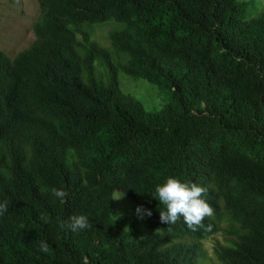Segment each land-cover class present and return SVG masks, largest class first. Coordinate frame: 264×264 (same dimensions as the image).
<instances>
[{"label": "trees", "instance_id": "obj_1", "mask_svg": "<svg viewBox=\"0 0 264 264\" xmlns=\"http://www.w3.org/2000/svg\"><path fill=\"white\" fill-rule=\"evenodd\" d=\"M38 3L32 42L0 49V264H264V0ZM120 74L167 101L147 108ZM169 176L208 189L204 228L160 222ZM115 190L152 215L123 226ZM80 214L89 228L60 226Z\"/></svg>", "mask_w": 264, "mask_h": 264}, {"label": "rangeland", "instance_id": "obj_2", "mask_svg": "<svg viewBox=\"0 0 264 264\" xmlns=\"http://www.w3.org/2000/svg\"><path fill=\"white\" fill-rule=\"evenodd\" d=\"M38 3L35 0H0V49L10 56L26 48L34 38V24L40 16ZM113 21V20H111ZM114 23L94 24V38L103 46L109 45V30ZM120 86L125 92L134 94L149 109L160 108L168 99V89H163L142 78H132L120 74ZM123 192L115 190L113 197ZM114 216L125 224L128 222L133 200L126 194L120 199H114ZM129 211V214H128ZM223 235L217 232L213 237L204 240L205 248L211 253L214 239L222 241Z\"/></svg>", "mask_w": 264, "mask_h": 264}, {"label": "clouds", "instance_id": "obj_3", "mask_svg": "<svg viewBox=\"0 0 264 264\" xmlns=\"http://www.w3.org/2000/svg\"><path fill=\"white\" fill-rule=\"evenodd\" d=\"M37 3L38 0H35L36 5ZM37 7H39L40 10L39 3ZM207 191L208 189L206 187L201 186L196 182L182 181L179 177L174 176L167 177L162 184L155 187V193L159 202L165 206L164 211H159L160 222L167 225L175 224L182 217L184 223L190 230L197 231L204 228L205 218L214 215L213 207L204 198ZM52 193L62 202L68 196V192L63 188H53ZM124 194L125 192L113 199H120ZM8 204L9 202L6 200L0 202V216H3L8 211ZM136 211L139 218H143L144 214L149 217L152 215V210L146 209L142 205L137 206ZM137 214L131 211L128 222L125 224L124 219L120 223H122L123 226H127ZM40 219L45 224L49 222V217L47 215L42 214ZM60 226L62 228L67 226L72 231H79L89 228L90 223L87 215L80 214L72 215L66 225L61 224ZM206 230H211V225H208ZM39 250L47 254L50 251V246L45 240H41ZM208 254L212 255L213 253ZM85 264H88L87 260H85Z\"/></svg>", "mask_w": 264, "mask_h": 264}]
</instances>
